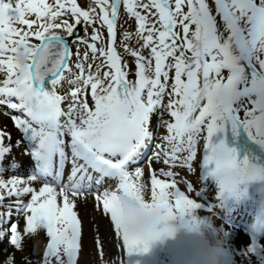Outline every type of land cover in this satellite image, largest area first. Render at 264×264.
Segmentation results:
<instances>
[{"label":"snow or ice","instance_id":"1","mask_svg":"<svg viewBox=\"0 0 264 264\" xmlns=\"http://www.w3.org/2000/svg\"><path fill=\"white\" fill-rule=\"evenodd\" d=\"M30 43L52 51L47 67L13 61ZM0 106L19 113L11 118L23 155L37 162L6 178L20 167L8 157L21 140L0 128V242L23 252L43 231L42 258L26 264H79L78 206L92 197L124 253H146L177 215L215 212L174 171L197 172L201 141L199 169L216 179L221 201L264 181L257 157L240 159L248 142L264 149V0H0ZM154 116L165 135H154ZM154 140L146 180L140 161ZM244 257L264 264V241ZM0 264H15V253Z\"/></svg>","mask_w":264,"mask_h":264},{"label":"clouds","instance_id":"2","mask_svg":"<svg viewBox=\"0 0 264 264\" xmlns=\"http://www.w3.org/2000/svg\"><path fill=\"white\" fill-rule=\"evenodd\" d=\"M12 58L20 69L26 70L33 59L38 62L41 68H45L52 59V51L50 49H41L35 43L21 44L17 46ZM157 227L163 226L157 225ZM166 227L167 231L165 234L154 240L148 251L157 244L163 246L168 241L176 240L183 234L196 242L193 258L189 261V264H220L219 254L221 250L212 242L210 222L193 214L183 217L177 215L174 219L167 222Z\"/></svg>","mask_w":264,"mask_h":264},{"label":"bare ground","instance_id":"3","mask_svg":"<svg viewBox=\"0 0 264 264\" xmlns=\"http://www.w3.org/2000/svg\"><path fill=\"white\" fill-rule=\"evenodd\" d=\"M184 176H187V175H184ZM196 181L198 183H204L205 182V180H196ZM208 188H210V187H208ZM208 193H209V195L212 194L211 192H208ZM213 200L216 201L215 196H213L212 198L211 197L208 198V202L212 206H215V204L213 203ZM215 208H217V207L215 206ZM197 212H199V209L195 210L193 213H197ZM81 214H82V217H83L84 222H85V228L83 229V232L85 233V236H84V250H86L88 248V240L90 238V231L88 229V223H87V219H88L89 214L84 209H81ZM90 215H93V214H90ZM198 216L202 217V219H204L205 221H207V217H209V215L207 213H204V212H201L199 215L197 214V217ZM93 217H96V215L94 214ZM100 230H101V232L104 231V229H101V228H100ZM183 236H185V235L182 234V238H183ZM177 241H178V239L172 240V241H168L167 244L175 245ZM187 241H189V240H187ZM192 241L194 242V240H192ZM5 256H6L5 255V251H3V248L0 247V259H2V258L4 259Z\"/></svg>","mask_w":264,"mask_h":264},{"label":"rangeland","instance_id":"4","mask_svg":"<svg viewBox=\"0 0 264 264\" xmlns=\"http://www.w3.org/2000/svg\"><path fill=\"white\" fill-rule=\"evenodd\" d=\"M130 23H131L132 30H134V27H135L134 21H131ZM127 59L130 60L131 63H132L133 58H131V57H127ZM0 128H3V127L0 126ZM12 143H14V141H13ZM105 225H106V227H107V229H108V228H109L108 225H107V224H105ZM215 235H216V233H215ZM112 236H113V235H112V233H111V237H112ZM213 243H217L218 246H223V245H221L219 242H216V241H214ZM246 245H247V241H246ZM239 246H240V245H239ZM239 246H237V247H239ZM19 263H20V264H25L24 260H22V259L19 260ZM237 264H244V263H237Z\"/></svg>","mask_w":264,"mask_h":264}]
</instances>
